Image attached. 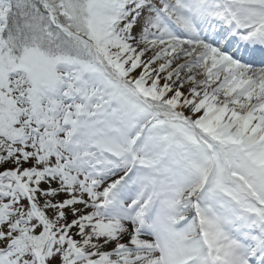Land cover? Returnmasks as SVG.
<instances>
[{"label": "snow or ice", "instance_id": "6c2138e0", "mask_svg": "<svg viewBox=\"0 0 264 264\" xmlns=\"http://www.w3.org/2000/svg\"><path fill=\"white\" fill-rule=\"evenodd\" d=\"M0 264H264V0H0Z\"/></svg>", "mask_w": 264, "mask_h": 264}]
</instances>
